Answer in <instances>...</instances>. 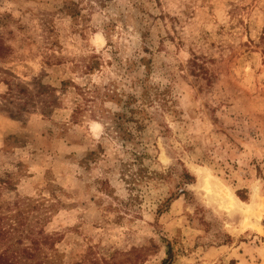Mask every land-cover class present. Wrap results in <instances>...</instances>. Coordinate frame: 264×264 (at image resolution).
I'll list each match as a JSON object with an SVG mask.
<instances>
[{
	"label": "rangeland",
	"instance_id": "1",
	"mask_svg": "<svg viewBox=\"0 0 264 264\" xmlns=\"http://www.w3.org/2000/svg\"><path fill=\"white\" fill-rule=\"evenodd\" d=\"M263 31L264 0H0V250L264 264Z\"/></svg>",
	"mask_w": 264,
	"mask_h": 264
},
{
	"label": "trees",
	"instance_id": "2",
	"mask_svg": "<svg viewBox=\"0 0 264 264\" xmlns=\"http://www.w3.org/2000/svg\"><path fill=\"white\" fill-rule=\"evenodd\" d=\"M262 40L264 41V31ZM10 228L0 223V243L9 239L12 232ZM33 240L32 244L25 245L24 241L19 239L17 245H23L17 249L13 248L14 244L5 245V248L0 250V264H58L52 258L46 257V255L42 257L43 244L47 243V239L44 236L35 237Z\"/></svg>",
	"mask_w": 264,
	"mask_h": 264
}]
</instances>
